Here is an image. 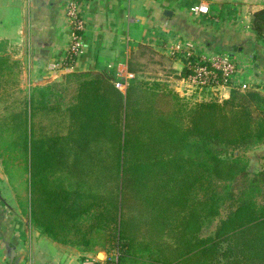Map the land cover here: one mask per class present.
I'll return each instance as SVG.
<instances>
[{"label": "trees", "instance_id": "obj_1", "mask_svg": "<svg viewBox=\"0 0 264 264\" xmlns=\"http://www.w3.org/2000/svg\"><path fill=\"white\" fill-rule=\"evenodd\" d=\"M251 28L264 39V8L253 12ZM17 64L0 55V142L23 155L28 213L38 228L91 252L92 242H111L113 264H264V164L251 175L228 153L229 146L264 144V82L245 91L231 82L228 98L189 105L167 82L138 76L123 93L104 69L66 75L76 83L71 96L67 84L56 95L37 87L39 97L36 88L19 97ZM136 67L129 60V71ZM48 115L66 125L46 132ZM192 154L200 160L187 158ZM186 164L200 168L194 185ZM173 179L187 185L174 199L167 190ZM240 180L244 189L234 193L229 182ZM215 181L224 182L221 191ZM195 185L201 200L187 192ZM217 203L226 205L227 219L206 232L203 211L218 214ZM99 205L105 211L89 217L92 226L80 225L81 214ZM170 205L186 214H170ZM178 219L173 243L167 229Z\"/></svg>", "mask_w": 264, "mask_h": 264}, {"label": "crops", "instance_id": "obj_2", "mask_svg": "<svg viewBox=\"0 0 264 264\" xmlns=\"http://www.w3.org/2000/svg\"><path fill=\"white\" fill-rule=\"evenodd\" d=\"M71 3L85 22L83 48L71 67L59 70L54 66L64 59L74 33L66 17ZM201 5L207 13L196 11ZM12 6L13 18L4 19V10ZM261 8L264 0H0V42L23 47L21 79L26 77L29 89L68 71L105 69L125 76L131 52L140 45L172 58L181 75L186 61L174 53L178 42L211 54L223 48L222 53L249 61L253 75L264 78V39L251 28L252 14ZM236 45L239 50H232ZM259 77L255 82L263 83ZM224 91L228 97L229 89ZM261 148L264 158V144ZM22 219L0 208V264H84L94 256L103 261L113 257L100 253L102 247L95 254L83 245L61 243Z\"/></svg>", "mask_w": 264, "mask_h": 264}, {"label": "rangeland", "instance_id": "obj_3", "mask_svg": "<svg viewBox=\"0 0 264 264\" xmlns=\"http://www.w3.org/2000/svg\"><path fill=\"white\" fill-rule=\"evenodd\" d=\"M4 10V9H3ZM14 12V7L7 8L4 10V19H9L11 16V19L13 18L12 13ZM144 48L139 46L136 52H131V58L130 60L135 63L136 68H138V72L136 73L135 77L138 76L140 78H144L147 80H159L162 82H167V84L175 89L180 96L185 97V100H187L189 105L194 104L198 100L202 99H210L213 96L219 99L228 98L230 96V90L231 87H227L229 89V96L225 97L224 95V88L221 87L218 89L213 88L210 86L209 88H193L191 90H188L190 88H185L183 83L181 82L182 78L185 74H179L178 69H175L172 63V58L167 57L166 55H163L161 53L155 52L152 48L149 46H143ZM23 47H19L14 44L0 42V55L8 56L12 62H20V64H17V67L20 65L21 71L23 68V53L22 52ZM143 52V53H141ZM235 59H241L240 57L233 56ZM242 60V59H241ZM25 62V60H24ZM240 66L242 64H239ZM25 68V66H24ZM69 74V71L64 74L60 79H56L57 81H53L51 83H47L41 87L43 89L51 88L52 92L56 95L59 91H62V88L69 84V96L74 93V87L76 86V83L73 82V77H69V83H67L66 75ZM71 74V73H70ZM70 76V75H69ZM19 85L20 90H16L15 93L19 97L25 96L29 92V82L21 79V72L19 75ZM22 86V87H21ZM36 86L33 88H36L35 96H38ZM249 87L242 89L246 90ZM46 89V90H47ZM55 99V98H54ZM52 100V99H51ZM3 112L0 110V114ZM53 114V113H51ZM1 116V115H0ZM43 120L47 122V127L45 129L46 132L50 133L51 131L55 132L54 130H57L58 128H61L66 125V123H63L61 125H58L60 123V117L58 115H48L47 117H43ZM68 126L65 127V130H67ZM59 132V131H58ZM7 134V133H6ZM192 138H195L192 136ZM263 144H256V145H240V146H229L228 153L234 155H238L241 159V166L243 164H246L247 167L249 166V172L250 174H254L256 171L260 170L261 167L264 164V158L262 157L263 154V148H261ZM186 158V157H185ZM187 158H191L192 161L200 160L199 156L196 154H192L187 156ZM196 160V161H197ZM23 160V155L21 152L18 154H13L10 148L7 147V145L0 142V208L5 210L6 214H22V220L26 224L27 227H38L36 226L35 222L31 220L28 213V205H27V195H28V184H27V177L28 174L25 171V164ZM186 163V162H185ZM263 163V164H262ZM186 168V169H185ZM185 173L186 176H188V179H191L193 185L196 183V179L199 176V169L197 165H194L193 167H189L188 164H186L185 167ZM67 169H62V172L66 171ZM189 170V172H188ZM61 172V173H62ZM70 175V172H68ZM187 179V181H188ZM195 179V181H193ZM216 183L213 188L215 190H222L221 187L224 182L218 181L214 182ZM246 182L240 180L238 182H229L233 187V192L238 193L241 191V189H244L242 186ZM66 185V184H65ZM187 185H181L179 179H173L170 181L168 185V192L172 199H174V196H178L180 193H184L183 190ZM197 186H193L188 190L187 192H190L191 195L193 194L194 200H201V189L196 188ZM60 191V189H59ZM256 202H261V197L259 195H254ZM172 201H170V204ZM69 204V203H68ZM196 206V205H194ZM173 208V210H172ZM209 209V206L206 207V209ZM170 214H178V216H182V214H186V211L181 210L177 206L174 207L170 205ZM105 211V208L101 205L93 207L88 213L81 214V218L79 217L80 221L79 224L81 225L84 223L85 226L90 225L92 226V220H90L89 217H93V214H103ZM208 213L206 210L203 211V222H204V229L207 230L206 232H214L216 228L220 225V223L227 219L228 216V209L226 208L225 204L217 203V213L218 214H206ZM169 230L166 236L168 240L175 243L177 242L176 239L178 237V232L180 231V221L179 219L176 221H170L169 223ZM86 230V228L84 229ZM88 230V229H87ZM112 236V232H111ZM75 240V243L80 236L72 237ZM69 240V237H67ZM78 242V241H77ZM102 242V241H101ZM69 245V244H67ZM77 246V245H76ZM88 248V245H86ZM106 246V247H104ZM101 245L100 242L94 241L92 242L89 247H92V250L94 251L97 248H101L100 253H107L111 256L118 255V250L112 245L111 242L106 243V245ZM95 247V248H94ZM99 251V250H97ZM106 251V252H104ZM95 252V251H94ZM99 253V252H95ZM147 255H144V258H146ZM154 256H158V252H155ZM95 257V256H94ZM149 258V257H148Z\"/></svg>", "mask_w": 264, "mask_h": 264}, {"label": "built area", "instance_id": "obj_4", "mask_svg": "<svg viewBox=\"0 0 264 264\" xmlns=\"http://www.w3.org/2000/svg\"><path fill=\"white\" fill-rule=\"evenodd\" d=\"M208 7L201 5L197 8L199 13H207ZM67 21L73 29V36L68 44L64 59L55 64L56 69H68L74 61V56L78 55L83 48L82 32L85 30V22L79 15L75 3L67 8ZM174 53L184 58L187 73L181 82L184 87L190 88H209L215 89L221 87H231V82L238 84L242 89L250 87L255 83L252 73V65L244 59H235L230 53L211 54L209 52L199 51L194 44L189 42H178L174 45ZM239 64H242L241 66ZM135 77V73L129 71L125 76L118 73L114 74L113 84L121 92L125 93L131 78ZM113 257L106 260H100L97 257L87 259L84 264H113Z\"/></svg>", "mask_w": 264, "mask_h": 264}, {"label": "water", "instance_id": "obj_5", "mask_svg": "<svg viewBox=\"0 0 264 264\" xmlns=\"http://www.w3.org/2000/svg\"><path fill=\"white\" fill-rule=\"evenodd\" d=\"M167 13H170V12H167Z\"/></svg>", "mask_w": 264, "mask_h": 264}]
</instances>
